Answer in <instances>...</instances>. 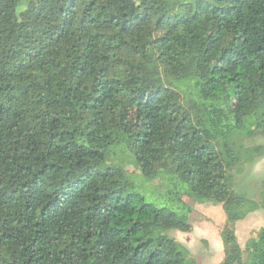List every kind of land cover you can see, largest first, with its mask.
<instances>
[{"label": "trees", "instance_id": "16d2710c", "mask_svg": "<svg viewBox=\"0 0 264 264\" xmlns=\"http://www.w3.org/2000/svg\"><path fill=\"white\" fill-rule=\"evenodd\" d=\"M262 157L264 0H0V264H200L195 202L264 264Z\"/></svg>", "mask_w": 264, "mask_h": 264}, {"label": "rangeland", "instance_id": "374dc122", "mask_svg": "<svg viewBox=\"0 0 264 264\" xmlns=\"http://www.w3.org/2000/svg\"><path fill=\"white\" fill-rule=\"evenodd\" d=\"M256 142H263V140L257 138ZM130 169L135 171V173H137V175L139 176L138 170H135L132 167H130ZM263 182H264V157L258 159L254 164L248 165L246 171L241 175H237L236 177L237 189L240 191L247 192L251 197H254L256 199H259L260 197V194L263 189ZM142 188L143 190L144 188L145 189L147 188L149 190L148 192L150 193L152 192V194H154L157 191L156 188L151 186L149 183H145ZM193 206H194V212L192 214L193 222L199 224L200 226L203 223L207 222L208 227L212 229L207 236H209L213 240L214 237L218 235L216 226H218L219 224H225L226 222V213L222 205L200 204L195 202ZM263 226H264V210H258L256 212L250 213L245 219L241 220L238 223L237 234L241 243V247L243 249L246 246L247 240L252 236H255L256 232ZM170 233L171 235L179 239L187 247H191L193 253L196 255L200 263L209 260L210 264H217L215 263L217 261L215 255L210 256L212 254L211 247H209L207 245V242H204V240L198 241L196 238L197 233L190 236L193 237L191 239L196 240L197 244L190 242L191 240H187L184 237V235H187V233H191L190 231L184 232L180 230H171ZM213 246L215 247V245ZM201 264H205V263H201Z\"/></svg>", "mask_w": 264, "mask_h": 264}, {"label": "crops", "instance_id": "0c3cea01", "mask_svg": "<svg viewBox=\"0 0 264 264\" xmlns=\"http://www.w3.org/2000/svg\"><path fill=\"white\" fill-rule=\"evenodd\" d=\"M258 211V210H257ZM254 212H256V211H254ZM253 213V212H252ZM240 221H238L237 223H236V233H237V227H238V223H239ZM204 224H207V222L206 223H203L201 226L199 225V224H197V223H195V222H193V227H192V230L190 231L191 233H187V235H184V237L187 239V240H191L190 242H193V243H195V244H197V242H196V240H193V239H191V238H193V237H190L191 235H193V234H196L197 233V240L198 241H203L204 240V242H207V245L209 246V247H211V249H212V254L210 255V256H214L215 255V257H216V259H217V261L215 262V263H217V264H219L222 260H223V258H224V244H223V240H222V238H221V229H222V227L224 226V224H219L218 226H216V230L218 231V235H216L215 237H214V239L212 240L209 236H207L208 235V233H210L211 232V228H209L208 227V224L207 225H204ZM212 224V223H211ZM213 225V224H212ZM264 227V226H263ZM262 228V227H261ZM260 228V229H261ZM259 229V230H260ZM259 230L256 232V235L258 234V232H259ZM255 235V236H256ZM195 236V235H194ZM237 236H238V234H237ZM255 236H252L251 238H249L248 240H247V242H246V246H247V243L249 242V240L250 239H252L253 237H255ZM238 239H239V237H238ZM184 242V241H183ZM239 242H240V240H239ZM241 244V243H240ZM213 245H215V247L213 246ZM245 246V247H246ZM189 249L192 251V249H191V247H189ZM193 252V251H192ZM213 252H214V254H213ZM209 256V257H210ZM200 263V262H199ZM201 263H205V264H210V262H209V260H207V261H203V262H201ZM200 263V264H201Z\"/></svg>", "mask_w": 264, "mask_h": 264}]
</instances>
